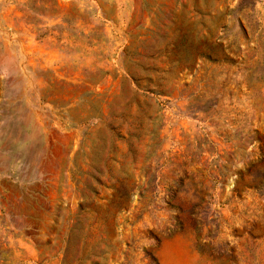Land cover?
Wrapping results in <instances>:
<instances>
[{
	"label": "rangeland",
	"instance_id": "obj_1",
	"mask_svg": "<svg viewBox=\"0 0 264 264\" xmlns=\"http://www.w3.org/2000/svg\"><path fill=\"white\" fill-rule=\"evenodd\" d=\"M0 264H264V0H0Z\"/></svg>",
	"mask_w": 264,
	"mask_h": 264
}]
</instances>
